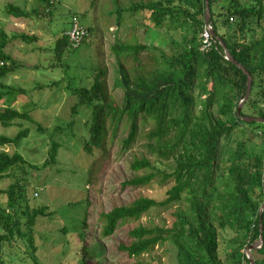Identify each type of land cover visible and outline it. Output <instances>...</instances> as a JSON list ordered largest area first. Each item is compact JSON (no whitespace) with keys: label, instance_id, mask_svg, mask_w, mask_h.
<instances>
[{"label":"trees","instance_id":"trees-1","mask_svg":"<svg viewBox=\"0 0 264 264\" xmlns=\"http://www.w3.org/2000/svg\"><path fill=\"white\" fill-rule=\"evenodd\" d=\"M38 1L51 14L52 0ZM112 1L111 13L118 26L125 14L131 20L142 16L147 28L165 29L179 33V37L171 38V52L136 40H116L112 44L117 67L114 84L123 88L120 103L105 96L101 79L104 70L94 75L89 87L72 89L77 97L73 112L78 114L81 106L91 110L84 154L89 159L94 150L102 151L106 135L111 132L115 136L123 126L126 135L121 138L122 149L142 136L147 153L170 162V169L160 172L146 155L134 157L130 168L146 173L136 174L122 185L135 188L158 181L171 184L161 199L142 194L128 204L101 211L99 237H110L122 222L139 220L153 208L178 203L170 226L140 223L128 229L127 240H118V248L137 258L168 241L174 247L176 264H249L246 248L257 242L262 233V243L251 249V254L253 264H264V207L260 212L264 205V121L241 118L264 120L263 0H208L212 30L252 79L249 96L239 114L238 105L247 90V74L225 57L215 36L211 47L201 48L206 0H126L124 4ZM5 10L15 17L38 13V8L28 13L14 3H7ZM21 37L32 40L26 35ZM6 42L7 36L1 31L0 77L14 67L5 64L11 60L4 52ZM55 45V54L60 58L70 47L65 33ZM6 88L0 89V98L16 91L12 86ZM20 118L31 116L10 106L0 110V121L5 125ZM29 133L24 129L14 136L0 135V145H18ZM254 138L261 142L255 143ZM58 151L59 143L53 141L44 165L54 164ZM28 166L36 168L27 164L19 152L0 151V178L11 169L24 170ZM91 166L89 163V170ZM89 176L88 170L78 174L79 179ZM1 193L6 194L7 205L0 206V264H8L4 258L6 244L14 246L20 237L30 253H35L37 220L51 215L52 210L48 211L45 205H31L25 184L12 183ZM74 203H85L86 207L90 200L78 198L71 205ZM76 228L79 261L91 264L89 259L101 255L103 248L98 242L94 241L93 246L86 242L87 229L91 232L88 216H80L72 226ZM63 230L67 234L71 228Z\"/></svg>","mask_w":264,"mask_h":264},{"label":"rangeland","instance_id":"rangeland-1","mask_svg":"<svg viewBox=\"0 0 264 264\" xmlns=\"http://www.w3.org/2000/svg\"><path fill=\"white\" fill-rule=\"evenodd\" d=\"M119 1L121 4L126 2ZM7 3L17 4L28 13L38 8V13L15 17L6 12ZM52 3L50 14L44 11V3L38 0H0V32L7 36L4 52L11 58L5 64L14 66L12 72L0 77V84H3L0 89L6 90V86H12L16 90L0 98V110L10 106L19 111L24 110L31 116L28 119H14L8 125L0 121V135L14 136L20 130L30 131L18 145H0V151L9 154L19 152L27 164L36 166L8 171L7 176L0 178V190L7 189L12 183L25 184L26 196L31 205H45L48 211L52 210L51 215L37 220L35 253L31 254L25 240L17 237L14 246L6 244L4 258L8 264H81L76 252L77 228L72 229V226L76 225L80 216H88L91 232L88 228L86 242L90 246L94 245V241L98 242L103 248L101 255L89 259L91 264L96 261L101 264H135L138 261L143 264H176L174 247L168 241L135 258L118 248V240H127L128 229L140 223L170 226L174 220L172 213L178 203L170 207L153 208L139 220L122 222L110 237H99L102 222L98 215L101 211L128 204L142 194L161 199L170 187L171 183L163 185L160 181L147 187L123 186L122 182L126 179L146 173L145 170L133 171L130 168L132 159L146 155L160 172H168L170 162L159 161L155 155H149L144 147L146 139L142 136L129 148L122 149L121 138L126 135L123 126H120L115 136L109 132L102 151L94 150L93 157L88 159L84 154V142L88 136L91 110L81 106L78 114L73 112L72 106L77 97L72 89L77 86L89 87L94 75L104 70L101 79H104L105 96L120 103L123 88L114 84L117 67L112 44L116 40H136L152 43L171 52V38H178L179 33L147 28L142 23V16L131 20L128 14L123 16L118 26L115 14L111 13L114 8L112 0H52ZM73 18L88 29V36L79 46L66 48L58 58L55 42L70 29ZM22 35L32 40L26 41ZM53 141L59 143L56 162L44 165ZM254 142L259 144L261 141L254 138ZM89 163L92 164L90 170ZM86 170L90 171L89 178L79 179L78 174ZM86 197L90 205H71L78 198ZM6 198L5 193L0 194V206L6 207ZM64 228L71 230L66 234ZM90 238L94 239L93 242Z\"/></svg>","mask_w":264,"mask_h":264},{"label":"water","instance_id":"water-1","mask_svg":"<svg viewBox=\"0 0 264 264\" xmlns=\"http://www.w3.org/2000/svg\"><path fill=\"white\" fill-rule=\"evenodd\" d=\"M210 7H209V2L208 0L205 1V25L206 26H211L210 25ZM210 32L213 36H215V38L222 44L223 48H224V52H225V57L227 59H229L230 61H233L234 63H236L237 66H239L240 68L243 69V71L247 74V90H246V93H245V96L240 100V103L238 105V109H237V114L240 113V110H241V107L242 105L244 104L245 100L248 98L249 96V93H250V89H251V83H252V79H251V76L249 74V72L239 63H237L233 57L231 56L229 50L225 47V45L220 41V38L219 36H216L214 31L212 30V27H210ZM242 119L244 120H247V121H251L253 119L255 120H259V121H264L263 119L261 118H254V117H251V116H241ZM264 205H262L260 207V212L262 211ZM260 231H262V228L260 227ZM262 233L260 234V237H259V240L255 243H252L251 245H249L247 248H246V254H247V257L249 258L250 262L249 264H253V256L251 254V249L253 248H256V247H259V244L262 243Z\"/></svg>","mask_w":264,"mask_h":264},{"label":"built area","instance_id":"built-area-1","mask_svg":"<svg viewBox=\"0 0 264 264\" xmlns=\"http://www.w3.org/2000/svg\"><path fill=\"white\" fill-rule=\"evenodd\" d=\"M211 26H206L202 33V49L209 48L212 46L214 40L213 35L210 32ZM70 47H77L80 43L88 36V29L84 27L80 22L73 18L72 25L69 30L65 32ZM2 64V63H1Z\"/></svg>","mask_w":264,"mask_h":264}]
</instances>
